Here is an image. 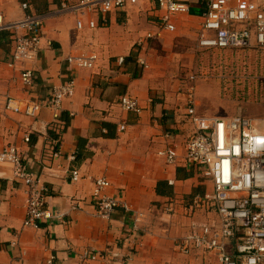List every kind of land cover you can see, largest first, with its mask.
Instances as JSON below:
<instances>
[{
    "label": "crops",
    "instance_id": "0c3cea01",
    "mask_svg": "<svg viewBox=\"0 0 264 264\" xmlns=\"http://www.w3.org/2000/svg\"><path fill=\"white\" fill-rule=\"evenodd\" d=\"M185 1L191 13L175 17L174 35L162 28L153 0L113 11L99 18L98 28L84 30L77 29L78 15L62 7L79 0H0V13L10 20L25 13L45 16L30 86L22 82L20 66L13 62L12 35L0 31V150L19 148L23 164L47 187V206L57 214L39 229L24 227L27 187L14 176L12 164L0 163V264H220L213 253L183 254L174 246L191 221L217 219L216 210L192 207L197 195L212 193L214 186L202 167L186 160L193 131L185 117L187 83L171 88L169 75L155 67L169 39H179L184 48L197 47L209 0ZM252 1L264 6V0ZM23 3L29 8L23 9ZM149 33L154 38L147 39ZM187 37L194 43L183 42ZM140 40L145 41L140 58L145 56L148 67L135 57ZM92 54L98 57L94 68L68 63L70 56ZM70 79L76 81L75 94L65 99L58 119L50 107L37 117L5 110L8 94L44 102L54 87ZM126 95L139 100L140 113L122 108ZM54 139L59 140L56 145ZM174 146L178 158L169 164L158 151ZM74 170L80 173L78 181L72 179ZM101 176L112 183L108 192L122 201L111 219L98 216L93 205L94 180ZM171 203L172 215L165 210ZM141 211L147 216L142 230L135 231V213ZM85 250L106 258L85 259Z\"/></svg>",
    "mask_w": 264,
    "mask_h": 264
},
{
    "label": "built area",
    "instance_id": "2783aa9c",
    "mask_svg": "<svg viewBox=\"0 0 264 264\" xmlns=\"http://www.w3.org/2000/svg\"><path fill=\"white\" fill-rule=\"evenodd\" d=\"M141 0H79L74 5L62 7L78 15L77 29L99 27V18L103 20L113 11L136 5ZM160 11V23L163 29L174 31V19L179 14H190L191 8L185 0H153ZM28 9V3L22 4ZM202 27L199 31L197 47L207 51H260L264 52V6L252 0H236L234 5L229 0H209L208 10L202 14ZM86 20H88L86 22ZM45 16L40 13H25L17 20L8 19L0 13V31L9 32L14 42L13 62L20 66L22 82L30 86L34 83L35 69L41 53ZM147 39L154 38L149 33ZM144 40L139 41L142 46ZM98 57L78 55L68 57V63L81 68H94ZM120 57L119 63L124 64ZM143 67H148L144 58L139 59ZM199 75H188L186 86V119L193 131L186 144V160L190 165L203 168L204 176L213 182L212 193L197 195L192 207L195 211H215L217 219L207 222L191 221L186 233L177 237L174 246L183 254L199 250L213 253L220 264H264V116L236 114L231 116H210L199 112L198 81ZM75 79H70L53 88L49 99L44 102L22 100L13 95L5 96V110L23 113L31 117L40 115L44 107L60 117L65 99L74 96ZM262 90V86H261ZM121 106L127 111L140 113L143 108L137 98L123 96ZM126 125H121L125 130ZM30 141V137L25 139ZM58 139L52 140L56 145ZM55 157L60 152H53ZM158 155L169 164L178 158L177 148L160 149ZM0 163L14 166V176L27 187L26 215L24 227L39 229L43 222L57 217L56 212L47 206V187L23 164L21 152L15 145H8L0 150ZM78 170L72 171V179H80ZM173 183V181H171ZM111 181L105 177L94 180L93 205L96 214L111 219L122 201L108 191ZM172 215L173 204L166 207ZM146 213H135L134 230H142ZM235 240L234 251L230 243ZM85 259H104L99 251L85 250ZM52 256L49 263L53 262Z\"/></svg>",
    "mask_w": 264,
    "mask_h": 264
},
{
    "label": "rangeland",
    "instance_id": "374dc122",
    "mask_svg": "<svg viewBox=\"0 0 264 264\" xmlns=\"http://www.w3.org/2000/svg\"><path fill=\"white\" fill-rule=\"evenodd\" d=\"M171 34L177 33L174 31ZM182 40L194 43L190 37ZM180 42L177 38L163 42V46L167 44L166 48H162L164 53L159 54L155 60V67L159 72L169 75L168 83L171 88L176 83L185 85L188 75L197 73L200 77V113L210 116H264V52L207 51L199 50L198 47L193 50L189 48L190 45L181 47ZM134 50L135 57L139 60L144 48L136 43Z\"/></svg>",
    "mask_w": 264,
    "mask_h": 264
}]
</instances>
